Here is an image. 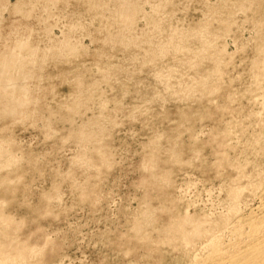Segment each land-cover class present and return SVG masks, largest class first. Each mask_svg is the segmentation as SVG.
Returning <instances> with one entry per match:
<instances>
[{
    "label": "rangeland",
    "instance_id": "obj_1",
    "mask_svg": "<svg viewBox=\"0 0 264 264\" xmlns=\"http://www.w3.org/2000/svg\"><path fill=\"white\" fill-rule=\"evenodd\" d=\"M263 200L264 0H0V264H203Z\"/></svg>",
    "mask_w": 264,
    "mask_h": 264
},
{
    "label": "bare ground",
    "instance_id": "obj_2",
    "mask_svg": "<svg viewBox=\"0 0 264 264\" xmlns=\"http://www.w3.org/2000/svg\"><path fill=\"white\" fill-rule=\"evenodd\" d=\"M263 209H264V200L261 207V212ZM256 216L257 215L252 214L247 218H245L241 228L238 229L239 230L238 233H241L240 235L246 234L245 237L232 243L231 249L229 248L230 250L227 251L221 249V247L217 245L220 248H215V250H213L209 256L207 255L208 258L206 257V260H204L205 263L203 262L202 263L203 264H264V214L261 217L259 216L256 217Z\"/></svg>",
    "mask_w": 264,
    "mask_h": 264
}]
</instances>
